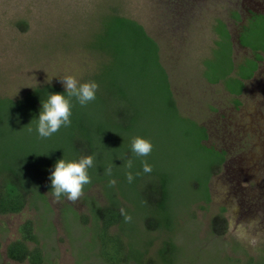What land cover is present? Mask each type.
Instances as JSON below:
<instances>
[{
    "label": "trees",
    "instance_id": "obj_1",
    "mask_svg": "<svg viewBox=\"0 0 264 264\" xmlns=\"http://www.w3.org/2000/svg\"><path fill=\"white\" fill-rule=\"evenodd\" d=\"M101 23V34L95 35L89 51L99 54L101 61L107 60V63L101 62L99 71L92 77V82L98 84L96 99L81 106L72 98L71 125L60 128H65L63 136L55 133L58 134L56 140L45 141L46 144L39 149L42 142L33 137L23 140L15 134L16 138L7 139L0 133V216L19 214L29 206L39 213L45 226L35 229L32 219L19 225L18 238L6 248V257L13 262H46L37 232L43 231L49 236L52 229L45 195L53 196L48 177L60 159L73 161L81 156L94 157V165L88 169L91 183L84 186L81 196L87 205L86 213L77 214L66 207L62 214L67 228L71 227L70 224L80 227V240L88 239L83 247L88 254L79 255V259L94 260L98 264L175 263L180 251L175 240L178 233L175 211L180 202L174 193L183 180L177 173L180 169L178 159L169 158L168 148L161 147L160 140L159 144L156 141L153 129L157 124L165 126L156 130L157 133L162 132L164 143L170 142L174 128L168 127L174 125L173 136L177 135L178 140L184 139L176 145L175 151L180 152L184 146L201 156L196 176L183 178L184 187L188 185L190 188V191L185 189L191 195L185 205L190 220L193 219L190 212L193 205L198 204L200 209H204L210 204L209 181L226 163L228 152L207 144L210 137L208 128L180 111L169 75L162 64L160 42L149 34L144 25L115 10L109 11ZM14 27L19 33H26L29 29L25 20L16 21ZM254 27L246 31L241 40V44L252 52L256 50ZM214 33L220 37L221 49L213 51L212 60H196L194 66L201 80L222 86L226 93L225 103L238 105V97L244 81L251 77L253 65H249L244 73L234 71L222 24L214 29ZM56 93L67 95L63 86L44 84L32 87L19 98L0 97V125L14 127V122L28 124L29 119L36 121L42 102L46 101L48 94ZM208 109L216 112L213 107ZM133 137L143 138L152 144L150 155L136 157L132 153ZM156 148L162 150V155H156ZM129 159L133 161L131 171L135 176L131 183L126 179L129 169L125 164ZM143 160L151 165L150 173L143 172ZM109 167L111 175H106L105 170ZM137 172L140 173L138 176L135 175ZM112 180L115 184L110 186ZM94 187L99 189L104 203L100 204L86 195ZM65 199L61 196L59 201ZM120 209L131 216L130 222H125ZM226 226L224 209L221 208L211 219V237L224 235ZM154 233L161 241L154 254L150 255L157 239L151 238ZM231 250L233 253H245L236 242H233ZM262 253L258 259L244 255L247 257L244 264H264V250ZM229 259L225 256V261L231 264Z\"/></svg>",
    "mask_w": 264,
    "mask_h": 264
},
{
    "label": "rangeland",
    "instance_id": "obj_2",
    "mask_svg": "<svg viewBox=\"0 0 264 264\" xmlns=\"http://www.w3.org/2000/svg\"><path fill=\"white\" fill-rule=\"evenodd\" d=\"M219 1L0 0V97L19 98L37 85L63 86L60 79L65 76H73L78 83L92 82L101 62L107 63V60L101 61L99 54L89 52L90 47L95 42V35L101 34L104 16L115 10L144 25L149 34L160 41L163 49L160 53L162 64L169 75L180 111L205 125L210 133L207 144L226 150L227 158L230 159L238 152L240 141L237 136L238 139L232 137L235 135L231 126H228L229 122L225 123L221 119L222 116L230 118L231 112L225 103L226 94L221 85H210L201 80L194 66L196 60L209 55V49L206 47H210L211 37L208 36L206 26L209 25L212 15H218ZM211 2L213 7H210ZM197 19L199 23L196 29L193 26ZM18 20L27 21L29 29L26 33H19L15 29L14 25ZM246 99L249 100V96ZM208 107H213L217 112H211ZM37 115L36 119L39 117V114ZM29 122H14V127H3L5 124H1L0 133L7 139L16 138L15 134L20 135L23 140L33 137L42 142L38 146L40 149L46 144L45 141L56 140L55 136L58 134L63 136L65 130L60 129L58 134L44 139L40 138L36 131L37 120L31 122L29 119ZM164 128L165 126L157 124L153 129L154 135H157V143L159 144L160 140V146L168 148L166 151L169 158L178 159L180 169L177 173L182 175L181 180L194 178L198 166L201 165V156L184 146L180 152L175 151L176 145L184 139L178 140L177 135L173 136L176 129L174 125L168 127L174 128L171 130L170 142L164 143L162 132H156ZM156 149V155H162V150ZM44 156L46 157V153ZM228 159L225 168L230 166L236 169L237 158L234 157L231 161ZM225 168L209 181L210 204L204 209H200L198 204L190 208L193 216L191 220L185 207L186 201L191 198L185 190L188 185L185 188L184 182H179L174 197L180 202L175 211L176 233L178 232L175 240L180 251L174 264H228L225 256L230 257L231 264H235L236 260L237 264H244L247 257L258 259L263 254L264 200L254 196V193L240 191L247 184L241 181L239 185H235L239 177L232 178ZM188 190L190 191V188H187ZM86 195L100 204L104 203L97 187L92 188ZM45 196L50 208L48 222L51 223L52 229L49 236L42 233L43 231L37 232L39 245L46 259L45 264H98L94 260L79 259V255L88 254L83 250L88 239L80 240V227L70 224L71 227L67 228L63 221L62 211L66 207L77 214L86 213L87 205L82 197L73 203L67 198L59 201L51 195ZM229 198L230 203H226ZM225 206L228 207L224 213L227 222L226 233L220 237H211V219ZM27 219L33 220L35 229L45 228L39 213L29 206L19 214L0 216V264H29L12 262L6 257L7 246L18 238L17 229ZM89 226L87 224V227ZM152 237L157 239L150 255L154 254L153 251L161 241L155 233ZM233 242L238 243L245 253H233Z\"/></svg>",
    "mask_w": 264,
    "mask_h": 264
},
{
    "label": "flooded vegetation",
    "instance_id": "obj_3",
    "mask_svg": "<svg viewBox=\"0 0 264 264\" xmlns=\"http://www.w3.org/2000/svg\"><path fill=\"white\" fill-rule=\"evenodd\" d=\"M217 1L213 0L215 3ZM210 7H213L212 2ZM217 9L219 10L218 15H212L209 25L206 26L208 36L211 37V44L210 47H206L209 49L208 57H203V59L212 60L213 51L221 49L220 37L214 33V29L222 24L223 31L228 38L225 45L230 48L229 59L234 71L244 73L249 65H253L251 77L244 81V88L238 97V105H231L227 102V109L231 112L230 118L221 117L225 123L229 122L228 126H231L235 135L232 137L235 139L237 136L240 141L238 152L232 157L237 158L235 161L239 167L234 169L227 166L225 168V163L223 168L229 172L231 177H239L235 185H239L241 181L247 184L240 191L254 193V196L257 195L258 198L264 200V29H262L264 27V0H220ZM198 23L199 19L195 21L193 28L197 29ZM253 26H255V52L241 44L242 36ZM247 96L249 100L246 99ZM239 117L240 120H238ZM232 158L227 159L231 161ZM235 191L238 190H233ZM227 202L230 203V198ZM241 204L244 205V203ZM221 208L224 209V213L228 209L227 206Z\"/></svg>",
    "mask_w": 264,
    "mask_h": 264
},
{
    "label": "clouds",
    "instance_id": "obj_4",
    "mask_svg": "<svg viewBox=\"0 0 264 264\" xmlns=\"http://www.w3.org/2000/svg\"><path fill=\"white\" fill-rule=\"evenodd\" d=\"M67 94H48L46 101L42 102V108L39 112L37 120V133L40 138H49L57 133L60 128L68 127L71 125V100H75L81 105L86 106L88 103L96 99V92L98 84L95 82L78 83L73 76H65L60 79ZM31 131V129H29ZM131 151L136 157H146L152 151V144L143 138L133 137L131 140ZM142 170L144 173L152 171L151 165L146 160L141 161ZM94 165L93 156H81L78 160L66 161L64 158L58 160L54 165V170L48 179L51 181V192L56 200L61 196L67 198L71 202H76L83 196L84 186L91 183V178L88 175V169ZM125 167L129 169L126 172V179L131 183L135 176L131 171L133 161L127 160ZM106 175H111V167L105 170ZM140 173H136L138 176ZM115 181L109 182L112 186ZM121 215L124 217L125 222L131 221L124 209H120Z\"/></svg>",
    "mask_w": 264,
    "mask_h": 264
}]
</instances>
